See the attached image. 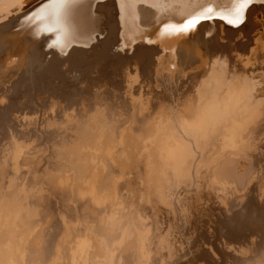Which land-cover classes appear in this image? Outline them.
Instances as JSON below:
<instances>
[{
    "label": "clouds",
    "instance_id": "9594fccd",
    "mask_svg": "<svg viewBox=\"0 0 264 264\" xmlns=\"http://www.w3.org/2000/svg\"><path fill=\"white\" fill-rule=\"evenodd\" d=\"M250 52L244 68L264 45ZM198 61L126 67L122 88L65 64L66 97L20 101L0 125V264H184L210 205L243 219L253 185L264 205V70ZM257 215L247 242L222 240L229 264H264Z\"/></svg>",
    "mask_w": 264,
    "mask_h": 264
},
{
    "label": "bare ground",
    "instance_id": "6f19581e",
    "mask_svg": "<svg viewBox=\"0 0 264 264\" xmlns=\"http://www.w3.org/2000/svg\"><path fill=\"white\" fill-rule=\"evenodd\" d=\"M101 2H107L108 5H111L112 2L116 3L117 5L116 11L118 12V14H120V21L122 23L121 26L123 28L122 30L123 33L121 32L122 35L120 34L122 36V43L120 44L121 39L119 40L118 38H115L117 34H114L116 35L115 37H113L114 41L112 40L111 44H107V43L104 44V46H106L108 50H110V48L111 50H113L116 47H121L123 53L125 51V48L129 47L132 52V50L136 49L137 42L141 40L143 41L147 40V37L144 35V29L140 28L139 25L137 24L141 17H147L150 14H152L154 11V13L158 16V18L162 17L163 14L166 13L169 19L168 23H171L169 25H165L162 27V31L164 30L162 36L165 37L159 40V43L156 44L157 45L156 47H158L159 51L171 50L173 53H176L175 51H177L178 55L182 60L185 58V56L190 57L195 52L199 57L198 62L201 64L207 63L208 60H210V58L216 54H222V55L226 54L229 58L230 64H235L236 67L242 71L248 73H256L264 70V54L258 53L257 55L252 57L251 63L254 66H250L248 68H244L243 62L240 59V57H244V58L251 57L252 56L250 52L251 49L253 48L259 49V47L264 45L263 44L264 42L262 43V41H264V36H262L261 34L258 36L257 35L254 36V38L247 44L244 45L242 44L246 49L245 51L249 50L248 54L244 55V54H240L237 51V49L232 46L230 47L229 52L225 50L221 52L219 48L218 49L216 48L215 50H211L210 52L203 53V51L197 52L196 50H194V48H193L194 50L193 52L190 51L191 49L184 48L185 45H187V43L184 42H188L190 38L201 42L206 47H210V44L216 41L215 39L217 38L215 37L209 38L211 36V34L209 33H208L209 34L208 38L207 39L205 38L206 31L205 32L201 31L204 25L199 27V29L193 30L189 34L182 36L180 33H177V30H173V29H178L181 26L178 27V23L170 19H182V18L187 19V23L185 21L186 24H184L185 25L184 27H186L189 21L195 20L198 17L202 19L204 17H209L210 15L213 14H219L222 17L227 16L229 9L232 7V0H188L187 2H179L177 5L172 4L173 6L170 5L172 3L171 1H169L168 2L169 4L167 5L165 3V0H37V1L36 0L35 1L0 0V37L7 34L14 35V33H12L11 31L19 21L21 22L20 26L22 27V33L24 31L26 34H28V37L24 39L12 38L13 41L9 42L10 49L7 48L8 49L7 57H9V55H12L13 53L15 54L21 53L24 56L27 54L26 52L28 48H32V49L37 48L36 50L39 49V52H37L38 58L35 59L36 61L37 60L40 61V62L37 61L39 65L40 63H43L42 66L43 65L47 66V64H44V62L41 61H49L50 63L48 62V64L50 65L48 67L52 68L54 64L57 63V59L58 60L63 59L61 61L62 63H65V60L67 61L66 63H69L71 61V58L75 56L78 52V49H76L77 46H90V44L81 42V40L84 39L85 36L84 35L85 26L84 28H82L83 25L81 21L84 22V19L86 18L94 20L95 19V16L93 15L95 11L94 9H96L98 4H100ZM209 8L212 9L211 13L207 12V9ZM250 14H251V9L249 8L245 12V20L249 19ZM135 22L137 27L133 26ZM255 23L257 24L258 22L256 21ZM221 25L225 26L224 23H222ZM91 30L93 29L91 28ZM113 32L114 31L112 30L111 33ZM225 39H226L225 34L222 33V40ZM95 40H97V38ZM108 45H110V48ZM137 47H141V46L137 45ZM187 47L189 48V46ZM50 48H52L54 51L53 52L50 51L51 50ZM233 53H238L239 57L233 55ZM53 56L54 58L52 59ZM34 57L35 55L33 56V59ZM6 58L0 57V69L2 70H3L2 68L3 64H1V62H4ZM137 59H139V56L136 57V61ZM36 61H34V63ZM140 63H138V65H140ZM150 64L151 63H149L148 67L144 70L143 78L151 79L153 76H156L157 78L161 77L159 74V72H161V70L159 69L160 67L154 73L153 71L154 69H152ZM33 66L35 65L33 64ZM3 71L7 72L5 70ZM11 84L5 82V87H3L0 90V95H8L10 99L8 105L0 108V125L9 122L11 120V115L13 112L22 110L20 107V101L25 97H27L29 101V103L26 104L25 107L31 106V102H30L31 96L30 95L28 96V94L27 95L22 94V92H24L23 89L27 88L26 86H23V81H21V83L14 82L12 85ZM9 85H11V88H9ZM31 86L34 85L32 84ZM12 94H16L17 96L14 95L15 97L13 98ZM44 94L45 93H42L40 96H43ZM256 192H257V188L255 185H253L251 188V194L249 195L248 200L244 206L247 209V215L243 219H241L240 212H235L233 216L229 218L226 210L223 207L218 206V209L220 210L219 212H217V210L215 212L214 210L216 209L217 205L216 206L214 205L215 208L212 207V209L214 210H212L211 207L209 206L208 216L214 219L213 223L215 222V225L213 226L212 223L210 224L209 219L204 218L207 221L205 223H202L203 228H201L200 230H203L204 232L203 234L205 237L207 236L206 239L207 244L205 247L207 251L206 253L210 254V256L212 257L211 259L215 261V264H221L222 262L223 264H229L228 260L231 257V254L225 251V248L222 245V240L228 241L231 244H241L247 242L250 236L256 234L257 229L252 227V223H251L253 210H255L258 214L256 219L258 221H264V205H261L259 203L256 197ZM262 195H264V193H262ZM201 220L203 221V219ZM259 230L264 231V228H260ZM200 238L201 237L198 231L197 234L194 236V238L191 240L190 251L186 250L185 259L186 257L187 259L188 258L189 259L184 264H198L197 262V260H199V256L197 254V252L199 251L198 246L200 245V243H202L200 242ZM203 243L205 244V242ZM199 253L201 254V252ZM202 260H205V258L203 257ZM207 261L208 260H206V264ZM209 263H211V261Z\"/></svg>",
    "mask_w": 264,
    "mask_h": 264
},
{
    "label": "rangeland",
    "instance_id": "374dc122",
    "mask_svg": "<svg viewBox=\"0 0 264 264\" xmlns=\"http://www.w3.org/2000/svg\"><path fill=\"white\" fill-rule=\"evenodd\" d=\"M169 1L172 2L170 5L172 4L177 5L179 2H187L188 0H165V3L168 5ZM102 3L105 6H103ZM107 5H108L107 2H101L100 4H98L96 9H94L95 10L93 14L95 16L94 20L86 18L84 19V22L81 21L83 25L82 28H84L85 26L84 28L85 36H84V39L81 40V42L90 44V46H77L76 49H78V52L75 56L71 58V61L69 63H66L67 62L66 60H65V63H62L61 61L63 59L61 60L59 58L60 60L57 59V63L54 64L52 68L48 67L50 65L48 64L49 61H41V62H44V64H47V66L43 65L44 67L42 66L43 63H40V65L37 63L38 61V60L36 61V59L38 58L37 52H39V49L36 50L37 48H34V49L28 48L26 52L27 54L24 56L21 53L20 54L13 53L12 55H9V57H7L8 55L7 50L10 49L9 42L13 41L12 38L24 39L28 37V34H26L24 31H23L24 34L22 33V27L20 26L21 22L20 21L17 22L16 26L11 31L12 33H14V35L7 34V35L0 37V53H1L0 57H4V58L7 57L4 60V62H1V64H3V67H2L3 70L7 72H4L2 69H0L2 70L0 71V90L3 87H5V82L11 84L12 82L21 83V81H23V86H26L27 88L23 89L24 92H22V94H26V95L28 94V96L30 95L31 96L30 102L36 100V98L40 96L42 93H50L52 95L66 97L69 94V90L75 87L76 85H74L72 81L68 79L67 74L62 70L65 64L67 65L69 64L70 72L74 70L81 72L83 74V78L89 80L90 83L93 81L91 73L98 67L99 76L96 77V80L100 82L107 81L110 85L112 86L114 85L117 88L123 87V84H124L123 70L126 67H129L131 71L132 70L131 66L138 65V63L140 62L141 63L138 66H139V71L142 77L144 74V70L148 67L149 63H151L150 66L152 67V69H154L153 70L154 73L155 71L158 70L159 67H160L159 69L161 70V72H159L160 76H163L165 73H167L168 70H170L173 61H175L177 56H179L177 51H175L176 53H173L171 50H168L170 52H168L167 50L159 51L158 47H156L157 46L156 44L159 43V40L165 37V36H162L163 31H164V30L162 31V27L165 25L171 24V23H168L169 19L167 17V14L165 13L163 14L162 17L158 18V16L153 11V13L150 14L149 16L141 17L137 25H139L140 28L144 29V35L147 37V40H144V41L141 40L137 42L136 49L132 50V52L130 48L127 47L125 48V51L122 53L121 47H116L115 49L111 50L110 45H108L110 48V50H108L107 47L104 46V44L106 43L107 44L112 43L113 37L116 36L114 34H117L115 38H118L119 40L121 39L120 41V44H121L122 43L121 35L123 33L122 31L123 28L121 26L122 23L120 21V14H118V12L116 11L117 10L116 3L112 2L111 5H108V6ZM249 8L251 9V14H250L249 19L244 20V23L239 27H233L229 24H226L225 20L221 19L222 16H220L219 14H213V15H210L209 17L202 18L201 19L202 22L198 23V26L194 30L199 29V27L204 25L201 31L202 32L206 31V33L211 34L209 38L215 37L217 38L215 39L216 41L212 42L210 44V47H206L201 42L190 38L188 42H184V43H187V45H185L184 48L191 49L190 51L192 52L194 50H196L197 52L203 51V53L210 52L211 50H215L216 48L217 49L219 48L221 52L224 50L229 52L230 47L232 46V47H235L240 54L247 55L249 50L245 51L246 49L244 48L243 45L250 42L256 35L258 36L261 34L262 36H264V28H263L264 27V21H263L264 20V0H254L253 4ZM170 20L177 22L178 27L181 26L178 29H173V30H177V33H180L181 36L189 34L190 32L193 31V30L189 31L186 29V27H184L185 26L184 24L187 23V19L182 18V19H170ZM256 21L258 22L257 24L255 23ZM222 23H224L225 26L224 25L222 26L221 25ZM133 26L137 27L136 22L134 23ZM90 27L94 30V32L93 30H91ZM112 30L114 31L113 33H111ZM222 33L225 34V38H226L225 40H222ZM96 38L97 40H95ZM193 42H195V44H193ZM263 42L264 41H262V43ZM137 45L138 46L140 45L141 47H137ZM187 46H189V48ZM105 47L107 50L105 49ZM50 49H51L50 51L52 52L54 51L52 48ZM34 55L35 57L33 59ZM137 56H139V59H137L136 61ZM53 58L54 56L52 57V59ZM31 60H32V63H31ZM34 61L36 62L34 63ZM152 62H153V65H152ZM33 64L35 66H33ZM14 76H17V77H14ZM135 80H136V77H133V76L129 77V87H131L135 83ZM32 84L34 86H31ZM14 95L17 96L16 94H12L13 98L15 97ZM214 205L216 206V204L210 205L211 209L212 207L215 208ZM216 210L217 212H219L220 210L218 209V205L216 206V209L214 211L216 212ZM207 216L204 218L209 219L210 221L209 220L208 221L210 222V224L212 223L214 226L215 225V222L213 223L214 219L212 217L210 218V216L208 217ZM204 218H203V221L200 219V221L198 220L199 222L195 221L193 223V228L196 229L194 236L199 231V235L201 237L200 242H202L198 246L199 251L197 252V254L199 256V260H197V262L198 264H201V263L206 264V260H208L207 264H215V261L211 259L212 257L210 256V254L206 253L207 251L205 247L207 244L206 243L207 236L205 237L203 234L204 233L203 230H200L201 228H203L202 223H205L207 221ZM203 242H205V244ZM200 249L201 250L203 249V250L201 251ZM199 252H201V254ZM203 257L205 258V260H202ZM188 259L186 257V259L184 260V263L187 262ZM210 261L211 263H209ZM221 264H223V262Z\"/></svg>",
    "mask_w": 264,
    "mask_h": 264
},
{
    "label": "snow or ice",
    "instance_id": "6c2138e0",
    "mask_svg": "<svg viewBox=\"0 0 264 264\" xmlns=\"http://www.w3.org/2000/svg\"><path fill=\"white\" fill-rule=\"evenodd\" d=\"M254 0H232V7L229 9L227 16L221 17L225 22L233 27H239L244 23L245 12L253 4ZM212 9H207L211 13ZM202 22L201 18L189 21L186 29L194 30L198 23Z\"/></svg>",
    "mask_w": 264,
    "mask_h": 264
}]
</instances>
